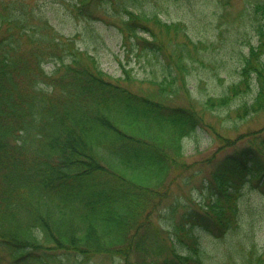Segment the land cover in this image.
<instances>
[{
  "label": "trees",
  "instance_id": "16d2710c",
  "mask_svg": "<svg viewBox=\"0 0 264 264\" xmlns=\"http://www.w3.org/2000/svg\"><path fill=\"white\" fill-rule=\"evenodd\" d=\"M109 1L68 4L95 19L94 7ZM127 5L118 26L135 39L130 45H141L162 71L176 68L181 76L193 41L185 37L169 47L156 26L174 37L186 28ZM42 6L40 0H0V264H90L97 255L121 257L119 264H208L204 244H218L244 219L247 183L264 192V133L218 161L205 178L211 196L200 208L179 199L163 208L172 217L166 237L151 216L162 214L173 183L190 178L186 140L205 126V109L229 106L255 78L254 103L236 110L264 109V0H253L249 9L260 43L245 56L243 85L201 107L166 103L164 92L179 89L170 80L154 81L157 93L129 89L126 68V78L109 75ZM219 137L223 147L231 145ZM234 262L264 264V249L245 248Z\"/></svg>",
  "mask_w": 264,
  "mask_h": 264
},
{
  "label": "rangeland",
  "instance_id": "374dc122",
  "mask_svg": "<svg viewBox=\"0 0 264 264\" xmlns=\"http://www.w3.org/2000/svg\"><path fill=\"white\" fill-rule=\"evenodd\" d=\"M68 1L40 0V4H43L42 9L51 23L66 36L77 37V45L92 53L109 75L126 78L123 70L126 68L132 74V80L123 84L129 89L140 93H157L158 90L160 92V85L153 82L170 80L179 89H174V94H168L167 90L168 93L164 92L162 99L173 105L199 106L209 97L215 98L232 91L235 84L242 82L241 71L245 56L253 46L260 43L249 10L253 0H230L227 3L224 0H112L94 7L95 19L83 18L76 9L71 11ZM126 2L129 9L155 11L165 21H176L186 28L185 32L174 37V33L169 36L158 25L150 23L151 26H156V31L161 34L160 38L168 41L169 47H178V43L185 41V37L193 41L190 55L185 54L181 59L188 67L181 76H177L176 68L170 72L162 71L163 67H160L157 60L151 61L152 54L141 51V45H130L134 44L135 39L133 36L126 38L125 32L118 26L126 18L127 13L123 7ZM143 35L147 36V33ZM170 37L172 41L169 42ZM179 59L175 56L173 60L178 63ZM45 68L51 70L53 65L48 64ZM251 77H254V72H251ZM258 85L259 81L255 78L253 87L248 92L231 98L228 101L231 102L229 106L218 107V110L205 109L206 127L200 128L198 133L186 140L185 155L194 164L187 174L190 178H179L172 184L169 195L172 197L161 204L162 209L176 199L186 203L188 201L190 207L200 208L211 196L205 178L211 176L217 162L227 152L246 145L251 137L262 136L264 109L251 114L236 110L238 104L243 102L254 103ZM235 111L238 114L243 113V117H237L233 113ZM232 116L234 118L231 119ZM219 135L227 137L231 145L223 147ZM192 171L198 173L192 174ZM240 205L244 218L240 226L230 231L218 244H204L207 246L205 262L208 264H235V259L239 260V254L245 248L255 246L264 249V192L253 189L251 184L247 185ZM181 211L182 209L179 210ZM166 214L167 211L163 209L162 214L155 211L151 216L152 223L165 237L172 220L170 214ZM179 215L177 213L176 218ZM120 258L114 260L105 255H97L90 264H119ZM142 259L147 260L144 256Z\"/></svg>",
  "mask_w": 264,
  "mask_h": 264
}]
</instances>
